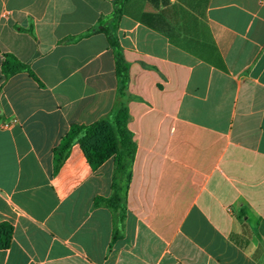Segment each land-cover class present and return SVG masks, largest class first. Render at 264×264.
I'll use <instances>...</instances> for the list:
<instances>
[{
	"label": "crops",
	"instance_id": "1",
	"mask_svg": "<svg viewBox=\"0 0 264 264\" xmlns=\"http://www.w3.org/2000/svg\"><path fill=\"white\" fill-rule=\"evenodd\" d=\"M112 1L0 0V64L35 76L0 70V264H264V0L124 6L112 29L135 155L116 239L94 205L113 160L94 169L75 143L54 172L70 126L114 108V52L93 32Z\"/></svg>",
	"mask_w": 264,
	"mask_h": 264
},
{
	"label": "trees",
	"instance_id": "2",
	"mask_svg": "<svg viewBox=\"0 0 264 264\" xmlns=\"http://www.w3.org/2000/svg\"><path fill=\"white\" fill-rule=\"evenodd\" d=\"M130 0H113V11L110 19L93 28V32L103 33L109 47L114 52L115 74L118 79L115 105L110 115L102 117L89 126L71 125L57 147L53 149L54 172L66 160L73 144H79L87 162L96 169L105 161L113 160L111 177V194L107 199L97 198L94 205H103L113 218L112 240L119 236L125 215V195L123 184L131 177V166L135 155V143L127 129L130 96L127 94L128 65L122 56L121 47L114 35L112 26L120 21L124 6ZM101 23V20H100ZM4 81L18 73H27L35 78L28 65L10 54H5L0 64ZM13 229L8 223H0V250L10 247Z\"/></svg>",
	"mask_w": 264,
	"mask_h": 264
},
{
	"label": "built area",
	"instance_id": "3",
	"mask_svg": "<svg viewBox=\"0 0 264 264\" xmlns=\"http://www.w3.org/2000/svg\"><path fill=\"white\" fill-rule=\"evenodd\" d=\"M15 122H16V121L13 120V121H11V122H9V123H2V127H9L10 125L14 124Z\"/></svg>",
	"mask_w": 264,
	"mask_h": 264
}]
</instances>
